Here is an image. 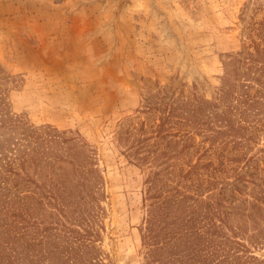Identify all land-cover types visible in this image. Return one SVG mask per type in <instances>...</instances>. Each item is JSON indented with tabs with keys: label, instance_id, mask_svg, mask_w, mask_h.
<instances>
[{
	"label": "rangeland",
	"instance_id": "374dc122",
	"mask_svg": "<svg viewBox=\"0 0 264 264\" xmlns=\"http://www.w3.org/2000/svg\"><path fill=\"white\" fill-rule=\"evenodd\" d=\"M173 98L201 109L176 110L161 133L189 135L168 157L159 153L169 137H153L159 157L139 159L136 141L154 135ZM5 138L13 147L32 139L38 152L24 169L66 199L55 205L41 192L12 203L32 225L28 238L42 239L37 255L70 240L94 246L85 260L148 264V193L170 189L187 196L170 207V229L186 213L222 221L210 234L225 231L244 245L241 260L264 264V0H0ZM2 173L0 230L21 184L43 190L16 176L1 182Z\"/></svg>",
	"mask_w": 264,
	"mask_h": 264
},
{
	"label": "trees",
	"instance_id": "16d2710c",
	"mask_svg": "<svg viewBox=\"0 0 264 264\" xmlns=\"http://www.w3.org/2000/svg\"><path fill=\"white\" fill-rule=\"evenodd\" d=\"M226 92V89L224 90ZM173 98L168 105V109L159 115L160 122L157 124L154 135L138 138L135 143L136 148L134 151L138 152L142 150L144 155L139 157L141 160H146L147 157L151 154L153 148L157 142L150 141L151 138L156 136L163 135L164 137H169L166 141V147L164 150L160 151L159 155H174L170 151V147L175 146L182 140L183 137L189 135L188 131H176L171 133V131H165L161 133V128L164 123L171 119L172 116L176 115V110L182 109L180 115L186 118V110H190L189 113L196 112L201 109L199 104H195L193 99L186 100H177ZM208 102V101H207ZM207 102L205 104H207ZM151 105H148L147 108H150ZM182 118V117H181ZM232 127V125H230ZM234 128V127H233ZM172 135L178 136L177 139H174L172 142ZM9 139V138H8ZM8 139L0 140V145H8V150L10 155L3 153V161H0V169L2 174H4V180L11 177H18L24 182L31 183L35 185L37 181L33 177L29 176L26 169H24V162H26L27 157L32 156V152L37 153V148L28 147L30 144L27 139L26 143H14L16 147L12 146V142ZM35 139V138H34ZM49 141V140H47ZM171 147V148H172ZM170 152V154H168ZM14 154V155H13ZM152 158H158V154H151ZM167 156V157H168ZM33 164L37 165V160L33 159ZM20 165V166H19ZM18 167L23 170L21 172L18 170ZM189 170L186 171V173ZM159 173L154 172L153 176H149V188L155 186L156 181L154 176ZM84 184V183H83ZM44 183L37 184L38 189L42 188L43 190L39 191L38 194H35V191H29L28 185L26 183L21 184V186H26V189L15 194V198H7L10 205L6 207L5 215L7 218L3 219L2 225L4 230H0V264H49L45 260H48L49 257L53 258L54 261L52 264H98L100 260H94L92 257H89L85 260L84 251H90L91 253L95 249L92 244H81L73 245L69 240L65 246H53L48 252L43 255H37L33 252V246L41 245L42 239L37 242L28 238V234L31 230H28L27 222H23L25 218L19 215L17 212L13 211L11 205L14 201H24L28 198L38 199L40 193L43 192L48 202H52L55 205H58L59 202L63 203L65 197L59 198L58 193L55 195L51 190L43 188ZM78 185V183L76 184ZM4 188L3 186L0 189ZM47 190V191H46ZM168 194L161 197V190L158 192H149V197L156 198L155 201L150 203L149 215L146 218V232L143 233L144 240H147V243L152 247L147 251L146 263L148 264H248V260H241V256L237 251L240 250V247L244 246L238 240L232 239L234 237L229 236L227 233L222 232L220 239H216V234L221 230L220 224L222 221L216 222L215 220H210L208 222L202 221V219L196 218V216L191 217L187 213L182 216L181 223L176 227V229H170L168 226L173 221H168L165 217L170 213V207L172 205H178L181 201H184L187 196L185 193H181L180 197L176 196L175 191L168 190ZM6 198V197H5ZM161 198V199H159ZM14 199V200H12ZM41 199V198H40ZM193 202H195L193 200ZM174 203V204H173ZM51 204V203H50ZM58 208H61L58 206ZM12 216V217H11ZM187 216V217H186ZM163 217V218H160ZM186 217V218H185ZM175 222V221H174ZM225 222V221H224ZM159 229L155 230V227ZM224 227V226H223ZM231 228V227H230ZM61 230V229H60ZM163 232V233H162ZM216 233V234H210ZM234 233V231H233ZM90 234L88 228H84V232H78V237L84 238ZM76 237V239H78ZM161 237V238H160ZM46 241L44 242L45 245ZM251 259V257H249Z\"/></svg>",
	"mask_w": 264,
	"mask_h": 264
}]
</instances>
